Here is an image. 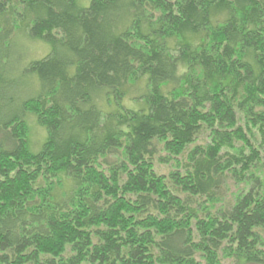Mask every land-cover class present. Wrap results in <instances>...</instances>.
Wrapping results in <instances>:
<instances>
[{
  "label": "trees",
  "instance_id": "1",
  "mask_svg": "<svg viewBox=\"0 0 264 264\" xmlns=\"http://www.w3.org/2000/svg\"><path fill=\"white\" fill-rule=\"evenodd\" d=\"M0 264H264V0H0Z\"/></svg>",
  "mask_w": 264,
  "mask_h": 264
},
{
  "label": "rangeland",
  "instance_id": "2",
  "mask_svg": "<svg viewBox=\"0 0 264 264\" xmlns=\"http://www.w3.org/2000/svg\"><path fill=\"white\" fill-rule=\"evenodd\" d=\"M26 43L28 46L23 48V50L20 48V52L23 53L25 56L28 57V59H39L45 57L47 54L51 51V46L45 42L42 41H31L26 40ZM145 81H141L136 88H134L135 91H139L144 86ZM126 104L128 106H134L135 104L130 101H126ZM27 121L31 128V137H30V145L31 149L34 152H38L43 145V142L45 141V138L47 136V130L45 127L39 124L37 117L33 114H29L27 116ZM257 142L260 143L262 141V137L259 133H257ZM156 167L163 173H168L170 170V167L167 165H161L156 161Z\"/></svg>",
  "mask_w": 264,
  "mask_h": 264
}]
</instances>
